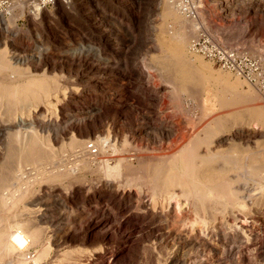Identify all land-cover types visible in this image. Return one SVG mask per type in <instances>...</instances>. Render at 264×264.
I'll use <instances>...</instances> for the list:
<instances>
[{
    "label": "rangeland",
    "instance_id": "1",
    "mask_svg": "<svg viewBox=\"0 0 264 264\" xmlns=\"http://www.w3.org/2000/svg\"><path fill=\"white\" fill-rule=\"evenodd\" d=\"M79 1L83 2L74 5L75 9L71 7L69 14L60 10L58 5L46 7L42 11L34 8L33 15L25 16L17 23V28L11 29V35L0 33V38L6 40V43H0V49L4 51L9 68L23 73L21 77H25L24 73L36 76L30 82L17 79L19 98L3 96L0 102V172L11 147L15 149L14 155L23 150V156L25 153L30 154V157L35 154L36 147L26 142L31 132L49 147V154L42 161L13 162L12 177L0 182V230L6 217H9L11 224L30 220L39 226L44 233L45 246L50 250H47L42 264H157L161 257L160 264H171L177 257L191 264V261L195 262L201 257L206 259L211 254L210 248L206 249L207 239L213 245L216 244L219 250L217 257L223 260L222 264H264V201L249 202L252 197H258L260 190L256 181H242L240 178L235 181L234 186L239 187L238 195L242 204L238 206L240 208H233V217L228 213L227 216L217 213L211 218L210 213L204 211L198 214L200 225L197 215L192 213L194 203L188 204L189 198L178 190L179 187H173L168 197L161 196V181L144 168L190 148L197 136L206 135L207 118L228 109L236 117L238 110L242 111L246 104L254 101L264 107V89H258L241 77L238 80L234 72L192 52L188 47L197 31L196 22L175 7L181 14V21L180 25L173 28L170 26L171 19L164 16L162 0ZM200 1L201 10L197 13L205 22L203 27L218 35L222 44L243 48L264 66V0ZM72 3L75 4V0ZM214 27L219 28V33L214 32ZM178 32L183 35L186 49L193 60L177 59V70L168 73L158 67L154 57L162 54L161 39L172 40ZM37 36L45 45L39 63L34 58L32 46ZM9 50L23 51L27 61L15 62L9 56ZM198 59L209 63L214 69H222L228 74L230 84L214 78L212 80L210 77L213 76L202 73L196 68ZM191 63L195 67L190 69L188 65ZM47 77L57 81L58 89L44 100L34 85L45 87ZM235 79L240 82L236 86L231 84ZM184 85L189 88L184 90ZM17 105L20 107L15 114L8 116L7 111H12ZM234 116L239 123L235 124L236 121L233 123L232 120L231 125H234L230 136H235L234 141L242 142L243 146L255 148L257 141L264 138V126H259L255 134L257 141L253 144L247 141L250 138L247 134L252 133L250 118L245 114L242 118ZM20 119L28 125L19 124ZM247 124L249 126H245ZM224 134L215 135L209 149H225V143L221 142ZM71 140L78 141L73 144ZM10 141L12 145L8 147ZM86 142H92L95 147L93 153L96 163L90 160L92 153L86 147ZM207 149L205 144L197 147L201 154ZM239 153H233L232 160H237ZM216 163L218 166L222 164L220 159L214 161L215 166ZM261 165L263 171L264 164ZM100 166L109 169L99 172L97 168ZM83 167L87 169L82 170ZM76 168V173L83 171L82 176L71 182L65 180L53 183L45 178ZM18 173H21L23 181L16 184ZM239 173L240 169H233L228 174L235 177ZM32 182L37 187L32 196L13 204L12 195H17L19 190ZM242 190L244 193H241ZM235 210H238V215ZM256 216L259 219H255ZM171 217L173 221L168 219ZM166 220L171 222L166 223ZM56 224L61 226L57 228ZM239 225L245 227L244 231ZM228 226L232 228L229 231ZM167 231H172V235L171 232L167 237L159 234ZM215 231H218L217 234ZM180 235H183L182 238ZM231 235H241L242 240L246 237L249 239L244 242V250L235 253L236 256H228L227 253L228 242L225 239L229 240L233 237ZM196 248L203 251H197ZM192 252L195 254L192 255ZM66 255L69 259L64 258ZM10 259V256L0 252V264H7ZM155 259L158 261L155 262ZM217 261L216 264H221Z\"/></svg>",
    "mask_w": 264,
    "mask_h": 264
},
{
    "label": "bare ground",
    "instance_id": "2",
    "mask_svg": "<svg viewBox=\"0 0 264 264\" xmlns=\"http://www.w3.org/2000/svg\"><path fill=\"white\" fill-rule=\"evenodd\" d=\"M109 2V0H106ZM73 0H71V2L67 5L61 4V3H56L54 5H58L60 10L62 9V11H64L65 13L71 12V7L73 9H75L74 5H79L77 3H82L79 0H75V4L72 3ZM163 2V10H164V16L167 19H171V25L173 26V28L178 24L180 25V17L181 14H179V12H177L175 10V7L173 8V4L171 2V0H162ZM53 5V6H54ZM39 9V8H38ZM174 9V10H173ZM43 9H41L42 11ZM34 9H31L29 12L26 13V15L30 16L33 15ZM163 15V14H162ZM15 17V16H14ZM14 17L10 20H8V22L6 23V30L7 27H10L7 31L9 32L13 27H15L14 22ZM166 19V20H167ZM186 22V21H185ZM191 25V24H190ZM187 26V25H186ZM17 28V27H16ZM194 28V27H192ZM219 28L214 27V32H218ZM193 30V29H192ZM194 37V36H193ZM192 37V38H193ZM191 38V39H192ZM184 37L183 35H181V33H177L174 35L172 40H164L161 39V47H160V51L162 52L161 55L155 56L154 57V61L156 62V64L158 65V67L166 70L168 73L170 72H175L177 70V59H183L184 61H187L190 58L189 55V51H187V49H190V44L189 47L186 49L187 46H185V42H184ZM191 42V40H190ZM0 43H6V40L4 38H0ZM45 48V45L43 46L42 49ZM191 50V49H190ZM192 51V50H191ZM193 52V51H192ZM43 50L42 53L38 52L37 55V61L38 63L40 62V57L43 55ZM13 53H10L9 50V56L15 61V62H23L25 61V59L23 58L22 60H20L18 57H13L12 56ZM197 58V57H196ZM200 58V57H199ZM191 60H193L192 58H190ZM27 61V60H26ZM188 68H193L195 67V64H189ZM196 68L201 70L202 73H206L208 76L211 75L213 77H210L212 80L217 79V81L222 82V83H229L228 82V74L225 72H222L223 70H219V69H214L212 68L209 63L207 62H203V60L198 59ZM22 69V68H21ZM228 70V69H227ZM27 73V72H26ZM230 73V72H229ZM235 73V72H234ZM21 74L23 73H18L15 70H11L9 68V64L6 61V58L4 56V51L2 49H0V102L3 100V96H7L8 98H19V93H18V89L19 87H16L17 83L16 80L17 79H24L27 80L28 82H30L32 79H36V76H33L32 74H25V77H21ZM236 75H238L237 73H235ZM175 75V74H174ZM38 76V75H37ZM176 76V75H175ZM228 77V78H227ZM231 77V76H230ZM239 76L238 75V80H239ZM242 78V77H241ZM244 79V78H243ZM46 85L45 87H41L39 85H34L36 90L39 92L40 97H42L44 100H47V98L51 95V93H54L57 89H58V85H57V81L53 80V78H46ZM230 80V78H229ZM235 79L234 82H232L231 84H233L234 86L237 85V83L239 84L240 82ZM241 80V79H240ZM248 82V81H247ZM249 83V82H248ZM188 84V83H187ZM230 84V83H229ZM251 85H254L255 87H257L260 90H263L261 88H259L258 86H256L254 83H250ZM186 88H189L187 85L185 87V85L183 86V89L185 90ZM12 89V90H11ZM191 89V88H190ZM238 89V88H237ZM241 89V88H240ZM9 91L11 93H9ZM240 94V93H239ZM241 95V94H240ZM264 96V95H263ZM54 97H58L57 95ZM264 98V97H263ZM58 100V99H56ZM243 100V99H242ZM262 102V101H261ZM213 103V102H212ZM245 105V104H244ZM14 107V106H13ZM20 105H17L15 107V109H12V111L9 112V110L7 111L8 116H12L13 114H15V111H17L19 109ZM236 107V106H235ZM234 108V107H233ZM236 109V108H235ZM238 109V108H237ZM236 109V110H237ZM229 110V109H228ZM223 111L222 113L220 112L219 114L209 117L207 118L206 121V135L203 137L197 136V139L194 140L193 143H191V145L189 146L190 148H186L184 151L182 152H177L175 154H172L171 158L167 159V160H157L156 164H149L146 165L144 168H146L148 170V172L150 171V174L156 178H158V180L161 181V188H162V192L165 197H168L171 193H172V188L173 187H179L178 190H180L185 196H187L186 198H189V202L188 204H193L194 208L192 213L195 215H197V218L199 217L198 214L202 213L204 211H206V213H210L211 218L213 216H215L217 213L219 214H226L225 216H227V213L230 214V216L232 215L231 213L233 212V208L235 209L240 208L238 206H240L242 203V201L239 199V187L234 186L235 181L240 178L242 181H256V183L259 185V193H257L258 197L257 198H253L251 199V201L249 200L250 203H254L256 200L261 202L264 201V173L262 171V167L260 168V164H264V138H262V140H260L259 142L256 140L255 138V134L259 131L258 128L263 127L264 126V107L262 106V104L260 103H256L254 101V103L252 104H246L244 108H242V111H235V115L240 116V118H242V115H246V117H249L251 120V124L250 127L252 129V133L247 134V136H249L250 138H247V141L250 143H255L257 141V145H255V148L250 147V146H243L240 143H237L234 141L235 136H230V132H231V127L234 125H231V122L233 120L234 123V113L232 114L230 111ZM241 110V109H240ZM2 111V110H1ZM204 116V115H203ZM202 116V117H203ZM235 117V116H234ZM235 117V118H236ZM233 118V119H232ZM239 118V119H240ZM245 118V117H244ZM243 118V119H244ZM238 119V120H239ZM242 121V119H240ZM236 121V120H235ZM43 122V121H42ZM175 122V121H174ZM177 122V121H176ZM238 121L235 122V124ZM244 122V120H243ZM247 122V121H246ZM250 122V121H249ZM7 123V122H6ZM26 122H24V120L20 119L19 120V124H25ZM40 123V122H39ZM191 123V122H190ZM239 123V122H238ZM245 123V122H244ZM27 124V123H26ZM25 124V125H26ZM46 124V123H45ZM52 124V123H51ZM24 125V126H25ZM28 125V124H27ZM26 125V126H27ZM179 125V124H178ZM243 125V124H242ZM1 126V125H0ZM25 126V127H26ZM51 126V125H50ZM58 126V125H57ZM245 126H249L248 124ZM54 127V126H53ZM176 127V126H175ZM179 127V126H178ZM195 127V126H194ZM9 128V127H8ZM59 128V126H58ZM28 129V128H27ZM181 129V128H178ZM23 130V129H22ZM238 130V129H237ZM263 130V129H262ZM177 131V130H176ZM38 132V131H37ZM162 132V131H161ZM183 132V131H182ZM235 132V131H234ZM251 132V131H250ZM220 133H225L223 136V138L221 139V142L224 144L225 143V149L223 150H216L213 151V149H209V144L212 142V139L214 138L215 135H218ZM240 133V132H239ZM260 133V132H259ZM262 133V132H261ZM238 134V133H237ZM245 135V134H244ZM1 136V135H0ZM175 136V135H174ZM170 137V136H169ZM172 137V136H171ZM262 137V136H260ZM259 137V138H260ZM37 137L31 132V134L27 137V144L32 145L33 147H36V151L34 155H32V157H30V154L25 153V156H23V151L22 153H18V155H14V150L12 147L8 150L9 151V157H6V161H4V167L2 168V171L0 172V182H5L6 180H8L10 177H12V173H13V169H14V164L13 162H17V164H21L22 161H31L32 163H36L38 161H42L45 158H47V155L49 154V147L48 144H46L45 142H42L38 139H36ZM221 138V136H220ZM219 138V139H220ZM242 138V137H241ZM174 139V138H173ZM2 140V139H1ZM76 140V139H75ZM75 140H71L73 142V144H75L77 141ZM218 140V139H217ZM259 140V139H258ZM219 141V140H218ZM176 142V141H174ZM216 142V141H215ZM220 142V141H219ZM220 142V143H221ZM168 143V142H167ZM217 143V142H216ZM246 143V141H245ZM23 144V143H21ZM202 144H205L206 146H208L207 151L204 154H201L198 150L197 147L201 146ZM12 145L11 141L8 144V147ZM221 146V145H220ZM219 147V146H218ZM217 147V148H218ZM223 147V146H222ZM76 148V147H75ZM167 148V147H166ZM170 148V147H169ZM179 148V147H178ZM31 149V148H30ZM204 149V148H203ZM216 149V148H214ZM18 150V149H17ZM54 151V150H53ZM239 153V158H237V160H232V155L233 153L237 152ZM17 152V151H16ZM32 153V152H31ZM8 154V153H7ZM54 154V153H53ZM134 153H131V155ZM51 155V153H50ZM92 157H90V160L92 162H95V153L91 154ZM160 156V155H159ZM62 158V157H61ZM13 159H16L15 161ZM220 159L221 161V165L218 166L216 163V166L214 165V161ZM76 162V161H75ZM83 162V161H81ZM86 162V161H85ZM87 164V163H86ZM203 164V165H201ZM233 164V168L232 165ZM80 165V164H79ZM99 165V164H98ZM201 165V166H199ZM261 165V166H262ZM148 166V167H147ZM264 166V165H263ZM95 167V166H94ZM73 168V167H72ZM20 169V167H19ZM60 169V168H59ZM62 169V168H61ZM64 169V168H63ZM83 169H87V168H82ZM109 169L106 166H100L97 168V171L99 172H106V170ZM233 169H240V173L237 176H232L229 175L228 173L230 171H232ZM264 169V168H263ZM33 170V169H32ZM57 170V169H56ZM68 170V169H67ZM80 171L78 173H76V171H78V168H76V170H68V172H61L59 174L56 175H52L50 177V175L46 176V179H49L51 182H62L65 180H77L82 176L83 171ZM27 173V170H25ZM85 171V170H84ZM54 172V170L52 171ZM57 172V171H55ZM24 173V172H23ZM25 173V174H26ZM28 174V173H27ZM236 174V173H235ZM15 177V175H14ZM22 175L21 173H18V175H16V184H19V181H23V178H21ZM141 179V178H140ZM108 181V180H107ZM238 181V180H237ZM26 182V180H25ZM28 182V181H27ZM35 182V181H34ZM32 182L29 183L27 186H23L24 188L22 190H19V193L15 196L12 195V203L13 204H18V202L20 203L22 200H24L25 198L32 196V193L37 189L36 184ZM71 182V181H70ZM143 182V181H142ZM241 182V181H239ZM13 184V183H12ZM44 184V183H43ZM66 184V183H65ZM238 184V183H236ZM69 185V183H68ZM44 186V185H43ZM42 186V188H44ZM67 186V185H66ZM108 186V185H107ZM36 188V189H35ZM54 188V187H53ZM112 188V187H111ZM114 188V187H113ZM247 188V187H246ZM45 189V188H44ZM154 189V188H153ZM68 190V189H67ZM176 190V189H175ZM175 190L173 191L175 193ZM46 191V190H45ZM180 191L179 194H180ZM44 192V191H43ZM244 193V191L242 190L241 193ZM41 193V192H40ZM161 193V192H160ZM159 193V195H160ZM15 194V193H14ZM155 194V193H154ZM157 194V193H156ZM178 194V195H179ZM140 195V194H139ZM244 195V194H243ZM181 196V195H180ZM241 196V195H240ZM254 196V195H252ZM34 197V196H33ZM148 197V196H147ZM146 197V198H147ZM176 197V196H175ZM178 197V196H177ZM244 197V196H243ZM241 196V198H243ZM156 199L158 197H155ZM174 198V197H173ZM179 198V197H178ZM181 198V197H180ZM245 198V197H244ZM243 198V199H244ZM150 199V198H148ZM159 199V198H158ZM164 199V197L162 198ZM145 200V199H143ZM147 200V199H146ZM166 200V198H165ZM247 199H245L246 201ZM29 201V200H28ZM148 201V200H147ZM146 201V202H147ZM155 201V200H154ZM167 201V200H166ZM173 201V200H172ZM184 201V200H183ZM243 201V202H245ZM1 202V201H0ZM37 202V201H36ZM71 202V201H70ZM142 202V201H141ZM179 202V201H178ZM152 203V201H151ZM149 203V204H151ZM167 203V202H166ZM176 203V202H174ZM187 203V202H186ZM246 203V202H245ZM249 203V205H251ZM147 204V203H145ZM144 204V205H145ZM185 204V203H184ZM183 204V205H184ZM244 204V203H243ZM154 205V203H153ZM212 205V206H209ZM262 205V204H261ZM15 206V205H14ZM148 206V204H147ZM151 206V205H150ZM178 206H180V208L182 207L181 204H178ZM186 206V205H185ZM192 206V205H191ZM189 206V207H191ZM252 206V205H251ZM33 207V206H32ZM144 207V206H141ZM155 207V205H154ZM246 207V206H245ZM257 207H261V206H257ZM18 208V207H17ZM41 208V207H40ZM179 208V207H178ZM242 208V207H241ZM51 209V208H50ZM147 209V208H146ZM150 209V208H149ZM151 209H154L153 207ZM159 209V208H158ZM171 209V208H170ZM174 209V208H172ZM177 209V208H176ZM183 209V208H182ZM188 209V208H187ZM252 209V208H251ZM254 209V208H253ZM261 209V208H260ZM264 209V208H263ZM261 209V210H263ZM18 210V209H17ZM30 210V209H29ZM59 210V209H58ZM129 210V208H128ZM133 210V209H132ZM155 210V209H154ZM168 210V209H167ZM178 210V209H177ZM188 210H191L190 208ZM187 210V212H188ZM13 211V210H12ZM61 211V210H60ZM171 211V210H170ZM179 211H181V209H179ZM184 211V209H183ZM181 211V212H183ZM236 211V210H235ZM238 211V210H237ZM236 211V214H237ZM252 211V210H251ZM257 211V210H256ZM144 212V211H142ZM152 212V211H151ZM150 212V214H152ZM155 212H157L155 210ZM153 212V213H155ZM160 212V211H159ZM165 212V211H162ZM175 214L176 212L173 211ZM171 212V214L173 213ZM178 212V211H177ZM240 212V210H239ZM246 212V211H245ZM260 212V211H259ZM55 213V212H54ZM147 213V211H146ZM189 213V212H188ZM187 213V214H188ZM253 213V212H252ZM25 214V213H24ZM57 214V213H56ZM67 214V213H66ZM158 214V213H157ZM166 214V213H165ZM179 214V213H178ZM235 214V212H234ZM263 214V213H262ZM15 215V213H14ZM13 215V216H14ZM61 215V214H60ZM144 215V214H143ZM156 215V213H155ZM162 215V214H161ZM160 215V216H161ZM182 215H184L182 213ZM206 215V214H205ZM238 215V214H237ZM247 214H245L246 216ZM159 216V217H160ZM177 217L178 215H175ZM186 216V215H184ZM201 216V215H200ZM223 216V215H222ZM234 215H232L233 217ZM259 216V215H258ZM41 217V216H40ZM58 217V216H56ZM55 217V218H56ZM115 217V216H114ZM144 217V216H143ZM157 217V216H156ZM158 217V218H159ZM173 217V216H172ZM168 218V219H172L173 218ZM182 217V216H181ZM188 217V216H187ZM186 217V218H187ZM191 217V216H190ZM204 217V216H203ZM202 217V219H204ZM239 217V216H238ZM242 217V216H241ZM237 218L238 219H241ZM248 218V216H246ZM9 218V217H8ZM8 218H4V226L3 228L0 230V252L3 253L5 256L8 255L11 257L10 261L7 262V264H12V263H16V264H42L43 260L45 259V257L47 256V250H49L46 246H45V242H44V238H43V230L41 231V228H39V226L35 225V223L30 222V220H27L26 222H17L15 224H11L8 221ZM44 218V217H43ZM165 218V217H164ZM167 218V217H166ZM180 218V217H179ZM235 218V217H234ZM234 218L232 220H234ZM250 218V217H249ZM258 217L256 216L255 219H257ZM148 219V218H147ZM188 219V218H187ZM195 219V218H194ZM199 219V218H198ZM209 219V218H208ZM218 219V218H217ZM224 218H222L223 220ZM246 219V218H245ZM252 219V218H250ZM259 219V218H258ZM178 220V218H177ZM182 220V219H181ZM184 220V218H183ZM193 220V218H192ZM191 220V221H192ZM215 220V218H214ZM213 220V221H214ZM249 220V219H248ZM57 221V220H56ZM59 221V220H58ZM115 221V220H114ZM164 221V220H163ZM167 221V220H166ZM185 221V220H184ZM187 221V220H186ZM185 221V222H186ZM190 221V220H189ZM188 221V222H189ZM204 221V220H203ZM208 221V220H207ZM226 221V220H225ZM240 221V220H239ZM245 221V220H242ZM259 221V220H258ZM257 221V222H258ZM264 222V218L262 220ZM138 222V221H137ZM141 222V221H140ZM171 222L167 221L166 223ZM180 222V221H178ZM187 222V223H188ZM196 222V221H195ZM206 222V221H204ZM216 222V221H215ZM252 222V220H251ZM260 222V221H259ZM41 223V222H40ZM55 225V222H53ZM61 223V222H60ZM65 223V222H64ZM194 223V222H193ZM199 223H200V219H199ZM214 223V222H213ZM229 223V222H228ZM234 223V222H233ZM246 223V222H245ZM253 223V222H252ZM261 223V222H260ZM43 224V223H42ZM41 224V225H42ZM63 224V223H62ZM189 224V223H188ZM197 224V223H196ZM208 224V222H207ZM215 224V223H214ZM213 224V226H214ZM218 224V223H216ZM224 224V223H223ZM243 224V222H242ZM241 224V225H242ZM248 224V222L246 223ZM254 224V223H253ZM252 224V225H253ZM57 228H59L61 226V224H56ZM180 225V224H179ZM184 225V224H183ZM194 225V224H193ZM191 225V226H193ZM201 225V223H200ZM205 225V223H204ZM211 225V224H210ZM209 225V226H210ZM228 225H231L228 224ZM235 225L237 226V224L235 223ZM234 224L233 226L236 227ZM241 225H239V227L241 228ZM244 225V224H243ZM255 225V224H254ZM199 226V225H196ZM219 226V225H218ZM217 226V228H218ZM225 226V225H223ZM245 226V225H244ZM48 227V226H47ZM147 227V226H146ZM182 227V226H181ZM222 227V226H221ZM232 227V226H231ZM251 227V226H250ZM253 227V226H252ZM142 228V227H141ZM196 228V227H195ZM194 228V229H195ZM208 228V227H207ZM215 228V227H214ZM227 228V227H224ZM238 228V227H237ZM245 228V227H244ZM243 227L241 228L242 230L244 229ZM52 229V228H51ZM77 229V228H76ZM199 228L197 227V230ZM204 229V228H203ZM228 231L232 228L229 229L228 226ZM234 229V228H233ZM264 229V228H263ZM61 230V229H60ZM139 230V229H138ZM157 230V229H156ZM176 230V229H175ZM179 230V229H178ZM205 230V229H204ZM220 230V229H219ZM224 230V229H223ZM226 230V229H225ZM79 231V230H78ZM160 231V230H159ZM186 232V230H184ZM194 231V230H193ZM193 231L191 233H193ZM209 232H211L208 229ZM244 231V230H243ZM58 232V231H57ZM149 232V231H148ZM171 232L172 235V231H167V232H163V233H159L160 235H169ZM190 234V231H188ZM197 232V231H196ZM202 232V231H200ZM213 232V231H212ZM216 232V231H215ZM218 232V231H217ZM216 232V234H217ZM233 232V231H232ZM235 232V231H234ZM241 232V230H240ZM246 232V231H245ZM8 233V234H7ZM43 233V234H42ZM151 233V232H150ZM176 233V232H175ZM178 233V232H177ZM220 233V232H219ZM231 233V231H230ZM243 233V232H241ZM129 234V233H128ZM148 234V233H147ZM154 234V233H153ZM181 234V233H180ZM184 234V233H183ZM199 234V233H198ZM206 234V233H205ZM221 234V233H220ZM229 234V233H228ZM232 234V233H231ZM237 234V233H235ZM234 234V235H235ZM246 234V233H245ZM177 235V234H176ZM186 235V234H185ZM215 235V233H214ZM242 236H244L243 234H241ZM233 236L231 237L229 240L225 239V241L228 242V246L227 248V253L229 254L228 256H234L233 254L237 253V252H241V250H244V242L245 240H249L247 239V237L242 240V236ZM264 235V234H262ZM58 236V235H57ZM175 236V235H174ZM173 236V237H174ZM179 236V235H178ZM181 236V235H180ZM183 236V235H182ZM181 236V238H182ZM208 236V235H207ZM212 236V235H211ZM247 236V235H245ZM244 236V237H245ZM54 237V236H53ZM60 237V236H59ZM57 237V238H59ZM71 237V236H70ZM69 237V238H70ZM155 237V236H154ZM153 237V238H154ZM202 237V236H201ZM218 237V236H217ZM134 238V237H133ZM152 238V239H153ZM161 238V237H160ZM179 238V237H178ZM190 238V237H189ZM208 238V237H207ZM214 238V237H213ZM263 238V237H262ZM87 239V238H86ZM156 239V238H155ZM188 239V238H187ZM197 239V236H196ZM205 239V238H204ZM203 239V240H204ZM220 239V238H219ZM256 239V238H255ZM91 240V239H90ZM162 240V238H161ZM170 240V239H169ZM173 240V239H172ZM179 240V239H178ZM194 240V239H193ZM198 240V239H197ZM216 240V239H215ZM214 240V241H215ZM177 241V240H176ZM187 241V240H186ZM202 241V240H201ZM206 241V249L210 248L211 254H205L203 253L205 256L207 255L208 257L205 259L204 257H201L200 259L198 258V260L191 261V259H194L192 255L193 252L191 253L192 258L189 259L191 261V264H216V261L220 259V257H217V255H219V250L217 248V246L213 245L212 242H210L208 239L205 240ZM219 241V240H218ZM246 241V242H247ZM193 242V241H191ZM160 243V242H159ZM216 243V242H215ZM196 244V243H195ZM198 244V243H197ZM196 244V245H197ZM220 244V242L218 243ZM217 244V245H218ZM226 244V242H225ZM248 244V243H247ZM250 244V243H249ZM158 245V244H157ZM183 245V244H182ZM188 245H189V241H188ZM192 245V244H191ZM202 245V244H199ZM198 245V246H199ZM205 245L203 247H205ZM57 246V245H56ZM194 246V245H193ZM223 246V245H222ZM49 247V246H48ZM53 247V246H52ZM201 247V246H200ZM220 247V246H219ZM254 247V246H253ZM68 248V247H67ZM168 248V247H167ZM166 248V249H167ZM190 248V247H189ZM199 248V247H198ZM202 248V247H201ZM223 248V247H222ZM248 248V247H247ZM246 248V250H248ZM51 249V248H50ZM169 249V248H168ZM197 249V248H196ZM224 249V248H223ZM98 250V249H95ZM123 250V249H122ZM188 250V249H187ZM186 250V251H187ZM201 250V252L203 251V249H199ZM197 249V251H199ZM259 250V249H258ZM52 251V250H51ZM158 251V250H157ZM161 251V250H160ZM159 251V254H160ZM163 251V250H162ZM167 251V250H166ZM205 251V249H204ZM207 251V250H206ZM50 252V250L48 251ZM156 252V251H155ZM184 252V251H183ZM191 252V251H190ZM200 252V254H202ZM243 252V251H242ZM170 253V252H169ZM175 253V252H174ZM177 253V252H176ZM209 253V251L207 252ZM224 253V252H223ZM246 253V252H245ZM86 254V253H85ZM158 254V255H159ZM173 254V253H172ZM178 254V253H177ZM190 254V253H188ZM197 254V253H196ZM49 255V254H48ZM116 255V254H115ZM155 255V253H154ZM162 255V252H161ZM163 255H167V253H163ZM174 255V254H173ZM181 255V254H179ZM84 256V255H83ZM86 256V255H85ZM120 256V255H119ZM160 256V255H159ZM168 256V255H167ZM183 256H185L183 254ZM181 255V257H183ZM187 256V255H186ZM189 256V255H188ZM187 256V257H188ZM236 256V254H235ZM113 257V256H112ZM154 257V256H153ZM156 257V256H155ZM154 257V258H155ZM161 257V256H160ZM160 257L157 256V258L160 259ZM169 257V256H168ZM197 257V256H196ZM199 257V256H198ZM224 257V256H223ZM243 257V256H242ZM245 257V256H244ZM243 257V258H244ZM65 259H69L67 258V255L64 257ZM88 258V257H86ZM152 258V257H151ZM165 258V257H164ZM163 258V260H164ZM171 258V255H170ZM174 258L170 263L171 264H185L186 262H184L183 260H185L184 258ZM203 258V259H202ZM227 258V257H226ZM116 259V258H115ZM118 259V258H117ZM162 259V257H161ZM161 259L159 260L161 263ZM168 259V258H167ZM181 259V260H180ZM222 259V258H221ZM246 259V258H245ZM78 260V259H77ZM153 260V259H152ZM157 259H155L154 261L156 262ZM162 260V261H163ZM188 260V258H187ZM60 261V260H59ZM158 261V260H157ZM223 260H219L217 261L218 263L220 262L222 264ZM226 261V260H225ZM224 261V262H225ZM246 261V260H245ZM250 261V260H249ZM116 262V261H115ZM154 263V262H153ZM157 263V264H160ZM166 263V261H165ZM79 264V263H78ZM83 264V263H82ZM167 264V263H166ZM188 264V263H186ZM190 264V263H189Z\"/></svg>",
    "mask_w": 264,
    "mask_h": 264
},
{
    "label": "built area",
    "instance_id": "3",
    "mask_svg": "<svg viewBox=\"0 0 264 264\" xmlns=\"http://www.w3.org/2000/svg\"><path fill=\"white\" fill-rule=\"evenodd\" d=\"M71 0H0V33L7 36L11 35L10 27L5 28L8 20L14 16V24L17 23L29 12L31 9L39 8L44 9L51 7L56 3L67 5ZM174 7H176L183 15L189 19H194L195 28L197 29L195 36L191 39L190 49L200 54L203 58L217 64L218 66L228 69L237 73L249 83H254L261 89H264V66L258 61L257 58L249 55L243 48L227 46L221 43L220 37L208 29H205L204 20L198 15L200 9V0H171ZM36 37V36H35ZM34 41V40H33ZM33 43L34 58L37 61L38 52L42 51L44 46L43 42L37 36ZM13 57H18L20 60L23 58L27 60L26 53L23 51H10ZM38 62V61H37ZM86 147L91 153L95 152L92 142H86Z\"/></svg>",
    "mask_w": 264,
    "mask_h": 264
}]
</instances>
